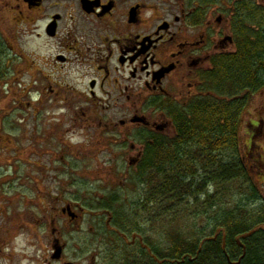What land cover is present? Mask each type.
Returning a JSON list of instances; mask_svg holds the SVG:
<instances>
[{"label": "flooded vegetation", "instance_id": "af4514ba", "mask_svg": "<svg viewBox=\"0 0 264 264\" xmlns=\"http://www.w3.org/2000/svg\"><path fill=\"white\" fill-rule=\"evenodd\" d=\"M259 8L264 0H0V52L28 56L31 85L39 83L33 104L45 98L62 105V120L54 121L68 129L59 146L78 151L95 138L106 153L127 150L131 155L116 168L135 183L150 139L176 135L173 117L199 95L211 60L237 53L241 25ZM4 29L23 33L6 46ZM77 127L86 144L77 145ZM112 199L103 201L105 214ZM53 210L41 264H78L66 257L64 235L74 225L79 231L83 208L65 203Z\"/></svg>", "mask_w": 264, "mask_h": 264}, {"label": "trees", "instance_id": "16d2710c", "mask_svg": "<svg viewBox=\"0 0 264 264\" xmlns=\"http://www.w3.org/2000/svg\"><path fill=\"white\" fill-rule=\"evenodd\" d=\"M241 28L237 53L212 59L205 92L173 117L176 135L150 139L135 181L144 198L128 215L114 213L116 227L137 237L116 245L121 264H264V201L252 177L260 123L245 122L264 88V9Z\"/></svg>", "mask_w": 264, "mask_h": 264}, {"label": "rangeland", "instance_id": "374dc122", "mask_svg": "<svg viewBox=\"0 0 264 264\" xmlns=\"http://www.w3.org/2000/svg\"><path fill=\"white\" fill-rule=\"evenodd\" d=\"M21 33L19 29L8 35L4 29V44H11ZM23 41V48L27 49L28 41ZM1 56L0 70L5 71L6 77L0 82V264H41L50 243L49 230L45 227L51 224L53 208L65 203L83 208L79 231L74 225L71 232L64 235L68 244L66 257L78 264H90L94 255L96 264H121L124 252L116 250V245L124 249L137 237L132 239L131 234L117 228L110 215H128L131 208L139 204L136 182L128 183L130 176L124 178L126 170L116 168L121 165L118 162L131 153L127 150L122 154L119 151L106 153L103 148H97L100 144H94L95 138L89 141L94 145H88L84 143L86 134L79 127L75 141L77 145L86 144V148L68 151L59 146L60 133L68 129L65 121L58 122L62 120L57 118L63 113L60 112L62 105L49 103L45 98L43 103L35 101L33 104V93L39 83L31 85L33 74L26 53L13 57L0 52ZM34 59L37 62L43 58ZM40 86L46 83L41 82ZM111 113L117 114L119 110ZM54 118L59 120L54 121ZM249 120L260 123L253 159L260 172L252 177L264 201V88L247 106L245 122ZM242 134L248 146V133ZM166 135L174 137L172 132ZM106 178L115 179L110 182ZM110 196L117 201L107 208L110 214H105L102 205L106 202L103 201ZM239 200L236 196L231 203ZM165 227L169 229L163 222L159 226L161 238Z\"/></svg>", "mask_w": 264, "mask_h": 264}]
</instances>
